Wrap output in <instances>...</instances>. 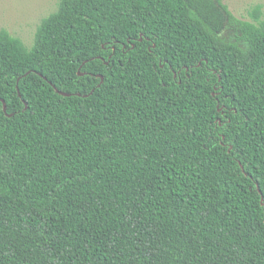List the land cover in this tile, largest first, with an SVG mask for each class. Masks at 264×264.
<instances>
[{
  "label": "trees",
  "instance_id": "obj_1",
  "mask_svg": "<svg viewBox=\"0 0 264 264\" xmlns=\"http://www.w3.org/2000/svg\"><path fill=\"white\" fill-rule=\"evenodd\" d=\"M249 16L60 0L29 47L0 29V264H264L261 6Z\"/></svg>",
  "mask_w": 264,
  "mask_h": 264
},
{
  "label": "rangeland",
  "instance_id": "obj_2",
  "mask_svg": "<svg viewBox=\"0 0 264 264\" xmlns=\"http://www.w3.org/2000/svg\"><path fill=\"white\" fill-rule=\"evenodd\" d=\"M60 0H0V29L7 30L29 47L42 18L55 11ZM237 17L250 19L249 12L256 4L261 6L264 18V0H224Z\"/></svg>",
  "mask_w": 264,
  "mask_h": 264
},
{
  "label": "water",
  "instance_id": "obj_3",
  "mask_svg": "<svg viewBox=\"0 0 264 264\" xmlns=\"http://www.w3.org/2000/svg\"><path fill=\"white\" fill-rule=\"evenodd\" d=\"M63 95H68L69 93L61 92Z\"/></svg>",
  "mask_w": 264,
  "mask_h": 264
}]
</instances>
